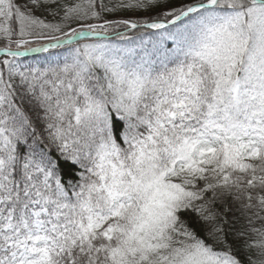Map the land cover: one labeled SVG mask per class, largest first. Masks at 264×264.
<instances>
[{
	"label": "snow or ice",
	"instance_id": "snow-or-ice-1",
	"mask_svg": "<svg viewBox=\"0 0 264 264\" xmlns=\"http://www.w3.org/2000/svg\"><path fill=\"white\" fill-rule=\"evenodd\" d=\"M0 264H264V0H0Z\"/></svg>",
	"mask_w": 264,
	"mask_h": 264
}]
</instances>
